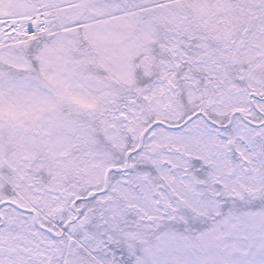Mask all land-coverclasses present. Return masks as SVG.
<instances>
[{
	"label": "snow or ice",
	"instance_id": "snow-or-ice-1",
	"mask_svg": "<svg viewBox=\"0 0 264 264\" xmlns=\"http://www.w3.org/2000/svg\"><path fill=\"white\" fill-rule=\"evenodd\" d=\"M0 264H264V0H0Z\"/></svg>",
	"mask_w": 264,
	"mask_h": 264
}]
</instances>
